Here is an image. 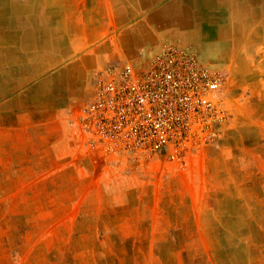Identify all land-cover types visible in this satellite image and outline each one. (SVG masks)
<instances>
[{"label": "crops", "instance_id": "obj_1", "mask_svg": "<svg viewBox=\"0 0 264 264\" xmlns=\"http://www.w3.org/2000/svg\"><path fill=\"white\" fill-rule=\"evenodd\" d=\"M0 24L12 25L1 34L3 54L29 72L60 68L76 86L111 62L138 61L170 40L194 48L249 88L258 124L253 140L237 147L235 176L227 177L232 186L204 198L212 201L206 215L220 216L219 223L150 230L236 232L238 264H245V247L252 248L251 264H264V0H0ZM46 117L40 123L38 115H0L1 202L51 198L54 182L67 184L66 173L57 171L65 160L56 158L64 136ZM200 204L174 208L197 216ZM245 232L252 233L251 242Z\"/></svg>", "mask_w": 264, "mask_h": 264}, {"label": "rangeland", "instance_id": "obj_2", "mask_svg": "<svg viewBox=\"0 0 264 264\" xmlns=\"http://www.w3.org/2000/svg\"><path fill=\"white\" fill-rule=\"evenodd\" d=\"M11 31L12 25L0 24V115H38L40 123L50 115L54 133L64 136L56 158L65 161L57 171L68 182H54L51 198L0 201V264H238L236 232L171 229L180 222L219 223L220 216L206 215L212 201L204 198L220 197L232 186L227 177L235 176L237 147L253 140L258 124L250 89L228 73L230 116L221 145L191 156L186 167L99 165L79 144L67 113L90 97L95 74L76 86L60 68L25 71L12 54L2 53L7 40L1 34ZM191 201L202 204L197 216L174 208ZM2 206L9 213L2 214ZM161 225L172 227L150 230ZM244 239L251 242L252 233ZM240 251L251 264L252 248Z\"/></svg>", "mask_w": 264, "mask_h": 264}, {"label": "built area", "instance_id": "obj_3", "mask_svg": "<svg viewBox=\"0 0 264 264\" xmlns=\"http://www.w3.org/2000/svg\"><path fill=\"white\" fill-rule=\"evenodd\" d=\"M227 80L194 48L166 40L138 61L96 72L90 97L68 109V121L95 164L184 168L221 145Z\"/></svg>", "mask_w": 264, "mask_h": 264}, {"label": "bare ground", "instance_id": "obj_4", "mask_svg": "<svg viewBox=\"0 0 264 264\" xmlns=\"http://www.w3.org/2000/svg\"><path fill=\"white\" fill-rule=\"evenodd\" d=\"M149 1H150V0H149ZM249 3H250V2H249ZM171 13H172V12H170L169 14H171ZM169 14H168V15H169Z\"/></svg>", "mask_w": 264, "mask_h": 264}]
</instances>
